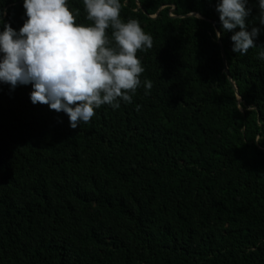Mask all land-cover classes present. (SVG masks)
Wrapping results in <instances>:
<instances>
[{
  "label": "trees",
  "instance_id": "16d2710c",
  "mask_svg": "<svg viewBox=\"0 0 264 264\" xmlns=\"http://www.w3.org/2000/svg\"><path fill=\"white\" fill-rule=\"evenodd\" d=\"M214 4L121 0L152 37L141 86L76 128L0 84V264H264V60L214 36ZM0 8L22 25L21 0Z\"/></svg>",
  "mask_w": 264,
  "mask_h": 264
},
{
  "label": "clouds",
  "instance_id": "9594fccd",
  "mask_svg": "<svg viewBox=\"0 0 264 264\" xmlns=\"http://www.w3.org/2000/svg\"><path fill=\"white\" fill-rule=\"evenodd\" d=\"M88 25L74 23L67 0H21L24 19L18 29L3 21L0 8V84L10 89L31 84V103L63 111L69 126L87 122L102 104L119 107L131 102L141 86L144 71L137 50L152 47V37L138 21L120 18L121 0H82ZM259 24L264 25V0H255ZM249 0H215L218 39L230 32L231 51L245 54L257 48L264 60V46L254 45L261 29L248 19ZM193 20L198 11H188ZM111 28V39L106 29ZM145 90L151 81H143Z\"/></svg>",
  "mask_w": 264,
  "mask_h": 264
}]
</instances>
